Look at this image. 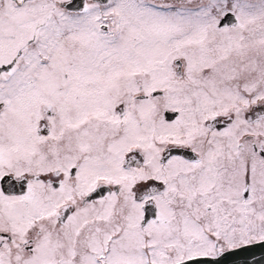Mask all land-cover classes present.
<instances>
[{"label":"snow or ice","instance_id":"snow-or-ice-1","mask_svg":"<svg viewBox=\"0 0 264 264\" xmlns=\"http://www.w3.org/2000/svg\"><path fill=\"white\" fill-rule=\"evenodd\" d=\"M0 264H264V0H0Z\"/></svg>","mask_w":264,"mask_h":264}]
</instances>
